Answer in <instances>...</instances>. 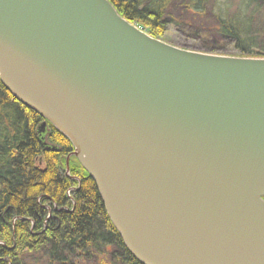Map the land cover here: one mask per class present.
Wrapping results in <instances>:
<instances>
[{"label":"water","instance_id":"1","mask_svg":"<svg viewBox=\"0 0 264 264\" xmlns=\"http://www.w3.org/2000/svg\"><path fill=\"white\" fill-rule=\"evenodd\" d=\"M0 78L140 263L264 264V57L171 44L110 0H0Z\"/></svg>","mask_w":264,"mask_h":264},{"label":"trees","instance_id":"2","mask_svg":"<svg viewBox=\"0 0 264 264\" xmlns=\"http://www.w3.org/2000/svg\"><path fill=\"white\" fill-rule=\"evenodd\" d=\"M110 1L156 38L165 40L172 22L195 24L233 45V52L218 50L204 35L199 51L264 57V29L255 21L264 0ZM44 120L0 78V264H142L76 157L66 173L73 144L50 122L42 127Z\"/></svg>","mask_w":264,"mask_h":264},{"label":"rangeland","instance_id":"3","mask_svg":"<svg viewBox=\"0 0 264 264\" xmlns=\"http://www.w3.org/2000/svg\"><path fill=\"white\" fill-rule=\"evenodd\" d=\"M178 16H181V14H179ZM255 21L259 25V27L263 30L264 2L261 3L260 6L258 7V11L255 14ZM214 34H215L214 31L203 30L198 25L195 24L193 26H188L183 22L182 23L172 22L170 24H167L166 26V31L164 32V39L171 44L186 48H193L194 50H197L195 48H199L202 42L201 37L204 35L206 36L210 35L213 37V40L215 39L213 46L216 47L218 50L233 52V45L230 42L221 41L219 37ZM219 54H224V53H219ZM69 168H70V161H69ZM69 172L71 173V171Z\"/></svg>","mask_w":264,"mask_h":264},{"label":"bare ground","instance_id":"4","mask_svg":"<svg viewBox=\"0 0 264 264\" xmlns=\"http://www.w3.org/2000/svg\"><path fill=\"white\" fill-rule=\"evenodd\" d=\"M71 190L68 191V193H70Z\"/></svg>","mask_w":264,"mask_h":264}]
</instances>
